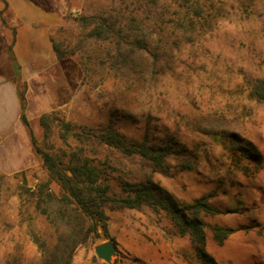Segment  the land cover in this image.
Listing matches in <instances>:
<instances>
[{"label": "rangeland", "instance_id": "1", "mask_svg": "<svg viewBox=\"0 0 264 264\" xmlns=\"http://www.w3.org/2000/svg\"><path fill=\"white\" fill-rule=\"evenodd\" d=\"M42 1L62 15L52 38L64 57L18 82L38 144L54 153L83 144L107 170L117 193H123L122 182L152 180L183 202L207 195L219 211L200 213L208 252L220 264H264V101L252 98L246 86L247 78L264 77V0ZM114 10L125 26L143 27L151 51L159 54L157 65L144 74L118 69L113 42L91 35L93 22L82 19ZM6 32L10 41L12 26ZM0 73L17 78L1 46ZM44 113L51 114L47 134L40 123ZM18 117L19 124L0 132V264L14 256L18 264H40L42 253L30 229L49 239L55 233L24 186L47 180L49 172ZM59 120L83 127L112 125L137 143L159 144L174 136L179 144L173 149L180 151L156 166L113 146L63 138ZM232 135L242 146L254 145L258 163L240 149L232 157L225 145ZM188 161L192 167L182 165ZM51 187L60 190L56 182ZM107 214V233L99 228L80 244L72 264H203L196 244L189 235H179L164 210L144 205L107 209ZM215 223L241 226L248 239L234 251L220 246L212 238ZM104 242L115 245L109 261L95 250Z\"/></svg>", "mask_w": 264, "mask_h": 264}, {"label": "trees", "instance_id": "2", "mask_svg": "<svg viewBox=\"0 0 264 264\" xmlns=\"http://www.w3.org/2000/svg\"><path fill=\"white\" fill-rule=\"evenodd\" d=\"M32 1L49 7L42 0ZM82 19L85 23L93 22L91 35L113 42L114 63L119 66L118 69L123 68L128 73L144 74L149 67H155L159 62V54L150 49L149 34L146 30L138 26H125L121 16L115 10L106 14L85 16ZM1 21L5 27L9 26L2 16ZM14 41L15 28L12 27V37L10 41L7 39L6 48L10 65L17 76L13 81L17 85V94L21 103L20 119L28 128L33 149L41 156L49 172L47 180L39 182L34 187L25 188L24 186L32 197L35 208L45 215L55 233L53 239H49L41 236L34 228L30 229L32 240L42 253L40 264H72L75 250L80 244L97 235L99 228L107 233L109 219L107 209L140 208L144 205L156 211L164 210L171 217L179 235H189L196 244L197 255L203 264H220L205 247L206 223L200 213L219 212L207 201V195L200 196L193 202H183L152 180L138 183L122 182L123 193H117L112 189L107 170L88 156L83 144L68 153L66 151L50 152L38 144L25 114L24 91L18 84L21 74L20 64L13 52ZM53 44L57 56L63 58L64 55L58 44L54 41ZM246 86L252 98L264 101V77L247 78ZM50 118L51 114L47 113L40 116V123L44 127L45 134L50 130ZM59 121L62 125L63 138L73 136L81 143L113 146L126 155H139L146 158L156 166H163L167 156L180 151V148L176 151L173 149L174 144H179L178 140H174V136L159 144L150 143L147 139L137 143L130 141L112 125L94 128L83 127L70 121ZM205 131L211 134L217 133V131ZM227 138L229 141L225 142V145L230 148L232 157L235 158V150L240 149L244 157L256 163L259 162L260 154L251 142H246V146H242L237 143L239 140L235 136ZM182 165L189 168L192 167L193 162L188 161ZM2 177L0 175V180ZM51 182L59 185V192L51 187ZM210 227L213 238L218 244H223L225 239L237 229L220 223ZM18 262V256H14L1 264H18ZM90 264L109 263L94 261Z\"/></svg>", "mask_w": 264, "mask_h": 264}, {"label": "crops", "instance_id": "3", "mask_svg": "<svg viewBox=\"0 0 264 264\" xmlns=\"http://www.w3.org/2000/svg\"><path fill=\"white\" fill-rule=\"evenodd\" d=\"M0 13L7 24L15 28L13 52L20 64V74L24 81L40 75L45 68L58 63L52 35L61 25L62 15L59 10L41 6L32 0H0ZM1 16L0 46L5 50L7 27L3 25ZM19 114L17 87L13 80L0 73V132L9 131L16 123L19 124ZM226 225L237 229L223 244L215 242L220 246H228L230 250H237L240 242L248 239V231L241 226Z\"/></svg>", "mask_w": 264, "mask_h": 264}, {"label": "water", "instance_id": "4", "mask_svg": "<svg viewBox=\"0 0 264 264\" xmlns=\"http://www.w3.org/2000/svg\"><path fill=\"white\" fill-rule=\"evenodd\" d=\"M95 250L100 257L109 261L111 255L115 252V245L112 242H104L96 246Z\"/></svg>", "mask_w": 264, "mask_h": 264}]
</instances>
